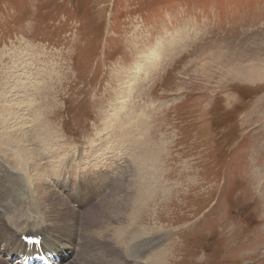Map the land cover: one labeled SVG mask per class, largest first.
I'll use <instances>...</instances> for the list:
<instances>
[{
  "label": "rangeland",
  "instance_id": "374dc122",
  "mask_svg": "<svg viewBox=\"0 0 264 264\" xmlns=\"http://www.w3.org/2000/svg\"><path fill=\"white\" fill-rule=\"evenodd\" d=\"M26 50L36 55L28 72L43 83L35 103L59 137L55 151L92 160L81 165L73 159L65 167L58 164L64 156L43 161L40 174L59 192L51 204L60 209L63 187L73 192L80 184L82 199L99 203V210L72 203L67 212L77 223L76 209H86L78 224L97 227L83 238L103 250L100 259L120 264L129 256L130 264H150L149 255L163 248V264H264V0H0V82L13 57ZM138 62L145 71L123 90L127 70L134 78ZM136 125L147 130L143 150L158 158L162 178L149 204L128 212L137 214V221L130 219L134 232L144 228L146 236L135 239L130 231L122 240L113 235L126 224L103 219L127 190L115 202H95L104 188L98 183L93 192L89 181L104 173L102 165L92 168L104 158L117 165L128 158L135 174L131 147L125 156L104 148ZM2 151L0 190L4 179L11 189L20 175L32 185L34 172L18 170ZM147 159L150 165L152 156ZM18 160L25 165L24 157ZM132 180L130 204L139 190ZM34 190L35 204L48 217L46 198ZM30 206H0L3 224L30 235L49 228L50 238L67 246L74 237L47 220L18 229L16 215H29ZM107 228L104 239L92 235Z\"/></svg>",
  "mask_w": 264,
  "mask_h": 264
},
{
  "label": "bare ground",
  "instance_id": "6f19581e",
  "mask_svg": "<svg viewBox=\"0 0 264 264\" xmlns=\"http://www.w3.org/2000/svg\"><path fill=\"white\" fill-rule=\"evenodd\" d=\"M30 53L26 50V51L21 52L19 56H14L13 58L15 59L16 62H14V64L10 68L8 67L6 69L7 75L5 76V79L2 82H0V103H1L0 131H2L1 134L3 137L2 139L4 143V145L2 146L3 148H1L3 149L2 153L8 156L9 160L12 163V166L17 165L18 170H22L23 172L32 170V172H34V176L32 175V172L30 173V175L33 176V179L36 178V180L33 181L34 183L31 182L32 185H30L29 182L26 180L25 176L20 175L16 177L15 179H13V184L10 189L6 185V179H4L3 184H1L2 186L0 190V196H1L0 206L6 209H11L14 206L16 208H20V207H25L28 204L29 205L31 204L30 208L32 207V205L34 207L31 208L32 210L29 209L30 210L29 215L24 216V217H21L20 213L16 215L17 221L19 223L18 229L25 226L28 221L42 222L44 220H47L48 226H51V224L61 225L63 227L62 229L67 234H69L70 236L74 238L71 241H69L67 246H63L59 244L55 239L50 238L51 232L49 231V228H44L37 234L30 235L28 232L17 231L16 228L13 227L12 225L3 224L2 222L3 217L0 216V258L1 257L6 258L3 260L8 264H25V261H24L25 258L33 257L37 254H45V255L52 254L53 256L57 258L54 260L56 263L58 262V259L60 258L59 260L61 263L59 264H106L104 259H100L105 256V253L103 252V250L102 251L98 250L96 247H94V245H92V243L90 244V241L89 243H87L83 238V236L85 237L86 235V231H88L87 228H90V230H93L92 227H95V226L88 227L87 226L88 223H87L86 228L84 227L83 229L80 228L81 227L79 225L80 221L82 222L83 218L85 220V216L89 215L88 213L85 212L86 209H76L75 208L77 210V212L74 210V212H76L75 219L77 223H74V221L70 220V218L72 217V213L68 215V212H67L69 210L68 206H71L72 203H78L80 207L82 208H94L95 210L96 209L99 210V205H98L99 203L97 205H94L92 204V202L88 201L87 198L84 200L82 199V196H83L82 192H84V190L81 184L77 186L78 188H76L75 191L69 192L68 189H65L63 186H61L59 182L57 183L56 187L59 188L58 184L61 187H63L62 191L64 192L63 196H65L64 200L66 203V206L63 209H60L57 205L51 204L53 202L54 194L58 196L59 192L57 193L56 190H54L53 192L49 188L48 185L46 187L45 183H47L46 178L48 179V177H45L43 174H40V171H44L43 169H45L44 167L41 166V165H45V163H42L43 161H47L46 163H49V161H51V164H52L53 159L54 160L56 159V163H58L59 160L64 156L58 164H59V167H65L67 165L70 166L71 161L74 158L70 159L67 155H65V153H62V151L61 153L56 152L58 149L55 151V149L57 148L59 137L56 136L57 134L54 132V129L51 126L52 123L51 125L48 123L47 118H44V116L42 115L43 112L41 108L35 103V102H38L35 100H37L36 97H38L43 83L41 80L33 78L31 74L28 72L29 71L28 63L29 62L32 63V61L34 63L35 61L33 60V57L36 58L35 54L32 55ZM140 62L136 63V66H135L136 71L134 73L135 74L134 78L130 79V70H127L129 75L126 76L127 77L126 79L129 81L124 80L122 87L124 86V84L133 85V83L136 82L137 79L139 78L138 74H140L142 71H145V68H144L145 66ZM146 73L147 72H145L144 74ZM133 87H132V90H134L135 88ZM122 89L123 90L128 89V86L123 87ZM129 94L130 93H128L127 91L125 93V96L127 97ZM110 108L115 113L117 112L114 106H111ZM136 126L138 127L140 134L137 132L138 131L137 128L133 129L134 128L133 127L132 128L133 130L130 129L132 131H129V129H127L128 130L126 132L127 135L124 134L116 138L113 143L108 142L110 145L104 148L105 149L104 151L112 152L113 150H115L114 153L116 152L117 155L125 156V155H129L127 153H129L130 147H131V155H133V152H136L137 156L135 158V163L139 164V167L135 166L136 167L135 174H133L130 171V160L128 158H125L124 159L125 161L122 164H118V165L115 161H111L110 158L108 159L104 158L103 160L105 161V163H102L100 160H98L96 164L92 165L93 169L97 168L100 165L104 166V168L106 167L105 171H103L104 173L100 171L97 172L96 176L98 178H95V175H93V177L90 178V181H89L90 186L91 187L93 186L92 188L93 192H95V187L97 186L98 183H101V185L104 188L101 191L99 197L92 198V199H97L95 202L99 200H101V202H104L105 204L106 202L107 204L108 202L109 203L115 202L119 198L118 196H121V194L127 190L126 195L123 194L124 198L119 200V203L115 205L114 207H112L111 210L108 211L107 215L103 219V220H106V222L108 223L113 222V221H121V223L126 224V227L115 232L113 235L114 237L122 238V240L130 239L129 238L130 231L133 234L132 237L135 239L143 238L146 236L147 233L144 231L145 230L144 228H139L138 231L136 230L137 232L136 231L134 232L133 226H137V225L135 224V222H130V219L131 221L137 219V214L134 213L133 214L134 217L133 216L130 217V213L128 214V212H130V208L131 210H133L134 208L135 209L137 208L139 210L143 209L142 207L144 206V204L146 205L148 203V200L152 197V195L155 194L153 191L154 186L157 185L158 182H160V179L162 178V174L158 168L159 167L158 158L155 155H152L151 152L145 153V151L143 150L144 146L147 147L149 145V142H148V145H145L146 138H145L144 133L147 130L140 128L139 127L140 125L139 126L136 125ZM137 133L139 134L138 136H137ZM129 139H130V142H129ZM0 143H2V140ZM129 143H130V146H129ZM102 147L104 146H101V148ZM148 150L149 148L147 149V151ZM74 155L78 156L77 154H74ZM148 155L152 156V159L149 160L150 165L148 164V159H147ZM20 156L26 159L25 165H23L24 163L23 160H18ZM2 159L4 158L2 157ZM75 159H77L78 163L81 165H83L82 163L84 162L92 163V160L90 159L89 154L84 155L81 159L79 157ZM83 159H85V161ZM116 165L117 166L120 165V167L117 168ZM76 168H77L76 169L77 171H80V169H78L79 168L78 166ZM96 170L98 171V169ZM143 171H144L146 178H142L141 176V172ZM87 175H90V174H87ZM84 176H86V174ZM130 177L131 179H133L131 181L132 184L135 186V188L139 189L138 192L136 193L137 195L136 199H132L131 204H130V194L132 193V191L130 193V184H131ZM6 178H7V175H6ZM66 185L67 183H65V186ZM4 188L6 189L5 192L2 191V189ZM34 188L39 189V191L43 195L42 197L46 198V201L48 202L47 204H44V206H46V209H47L44 212L46 216L48 217H45L44 213L42 212L41 205L35 204L36 197H34V195L32 194L35 191ZM48 190L50 191L48 192ZM135 212H138V211H135ZM79 214L83 216L80 217ZM127 218H129L127 220L128 222L125 221V219ZM94 229H97V227H95ZM108 231L109 229L107 228L105 231H103L104 232L103 234L95 231V232H92V235L96 237V235L98 234V235H101V238L104 239L107 233H109ZM157 240L158 239H156V241ZM157 242H160V240ZM125 246L128 249L130 248L128 244H126ZM94 248L99 253H94L93 252ZM162 249H159L161 250L160 253H157L152 256L149 255L150 264H163L164 263L166 255L163 253ZM143 250H146V249L143 248ZM129 259H130L129 256L126 257V260L122 261L120 264H127L126 262H129L130 264ZM107 260H108V257H107ZM0 264L2 263L0 262ZM34 264H43V263L42 261L35 260ZM52 264L54 263L52 262ZM108 264H113V263H108Z\"/></svg>",
  "mask_w": 264,
  "mask_h": 264
}]
</instances>
